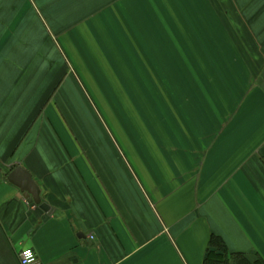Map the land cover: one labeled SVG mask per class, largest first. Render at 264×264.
<instances>
[{
  "label": "crops",
  "instance_id": "obj_1",
  "mask_svg": "<svg viewBox=\"0 0 264 264\" xmlns=\"http://www.w3.org/2000/svg\"><path fill=\"white\" fill-rule=\"evenodd\" d=\"M211 235L264 263V0H0V264H203Z\"/></svg>",
  "mask_w": 264,
  "mask_h": 264
},
{
  "label": "water",
  "instance_id": "obj_2",
  "mask_svg": "<svg viewBox=\"0 0 264 264\" xmlns=\"http://www.w3.org/2000/svg\"><path fill=\"white\" fill-rule=\"evenodd\" d=\"M7 181L19 190V198L27 200L28 203L35 204L47 215L52 214L53 210L48 204L42 202L40 190L26 170L16 167L8 174Z\"/></svg>",
  "mask_w": 264,
  "mask_h": 264
},
{
  "label": "trees",
  "instance_id": "obj_3",
  "mask_svg": "<svg viewBox=\"0 0 264 264\" xmlns=\"http://www.w3.org/2000/svg\"><path fill=\"white\" fill-rule=\"evenodd\" d=\"M203 264H264L257 258L250 262L243 254L229 253L224 241L211 235Z\"/></svg>",
  "mask_w": 264,
  "mask_h": 264
},
{
  "label": "rangeland",
  "instance_id": "obj_4",
  "mask_svg": "<svg viewBox=\"0 0 264 264\" xmlns=\"http://www.w3.org/2000/svg\"><path fill=\"white\" fill-rule=\"evenodd\" d=\"M214 6V5H213ZM222 27H224V25H222ZM242 48L245 50V54H251V56H252V58H253V51H251V45H243L242 47L241 46H239L238 48H236V50L234 51V52H231L232 53V55L234 56V58L235 59H237L238 61H239V66H242L243 64H244V67H245V71L247 72V74L248 75H251V73H252V68H254L255 69V66H253L252 64L251 65H248V64H246L245 63V58H243V52H242ZM249 52H248V51ZM115 102H116V104H119V106H123V104H124V99H116L115 100ZM121 103H123V104H121ZM124 106H125V104H124ZM151 108V107H150ZM149 108V113H147V110L145 111L144 110V114H142V115H140V113L138 112V110H134L133 112H134V116H132V120H131V123H133V122H135V121H138L139 120V118H141L143 121H147L148 120V118H149V116L151 115V113L150 112H152L151 111V109ZM157 119H158V117H157ZM158 131L159 132H161V133H163L164 132V129H158ZM158 140L160 141V142H164V144H167V143H170V142H167V143H165L166 141H164V139L161 137V138H158ZM171 144V143H170ZM173 145H170V146H166L165 147V152H167V153H169V154H172V147Z\"/></svg>",
  "mask_w": 264,
  "mask_h": 264
},
{
  "label": "built area",
  "instance_id": "obj_5",
  "mask_svg": "<svg viewBox=\"0 0 264 264\" xmlns=\"http://www.w3.org/2000/svg\"><path fill=\"white\" fill-rule=\"evenodd\" d=\"M92 240L93 237L90 236ZM19 262L20 264H38L37 257L33 250L31 249H23L19 254Z\"/></svg>",
  "mask_w": 264,
  "mask_h": 264
}]
</instances>
